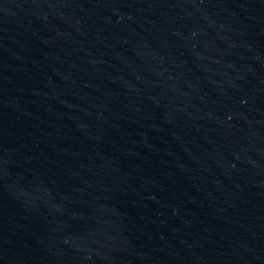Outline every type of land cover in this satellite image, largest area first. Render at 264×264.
<instances>
[{
    "label": "water",
    "instance_id": "water-1",
    "mask_svg": "<svg viewBox=\"0 0 264 264\" xmlns=\"http://www.w3.org/2000/svg\"><path fill=\"white\" fill-rule=\"evenodd\" d=\"M0 264H264V0H0Z\"/></svg>",
    "mask_w": 264,
    "mask_h": 264
}]
</instances>
